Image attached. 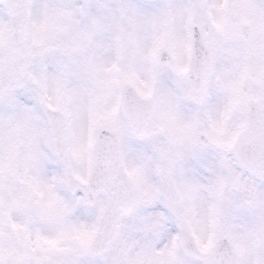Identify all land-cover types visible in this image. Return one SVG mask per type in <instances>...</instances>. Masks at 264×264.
Instances as JSON below:
<instances>
[{"label":"clouds","instance_id":"clouds-1","mask_svg":"<svg viewBox=\"0 0 264 264\" xmlns=\"http://www.w3.org/2000/svg\"><path fill=\"white\" fill-rule=\"evenodd\" d=\"M0 264H264V0H0Z\"/></svg>","mask_w":264,"mask_h":264}]
</instances>
